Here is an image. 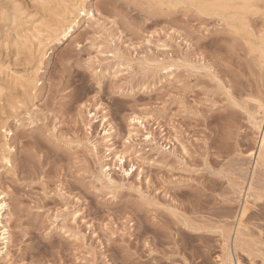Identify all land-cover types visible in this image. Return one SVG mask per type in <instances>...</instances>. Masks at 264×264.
Wrapping results in <instances>:
<instances>
[{
    "label": "rangeland",
    "instance_id": "rangeland-1",
    "mask_svg": "<svg viewBox=\"0 0 264 264\" xmlns=\"http://www.w3.org/2000/svg\"><path fill=\"white\" fill-rule=\"evenodd\" d=\"M64 1L45 0L46 6H42L40 0H0V124L5 123L12 132L7 142L17 149L10 152V159L20 157L22 141L44 152V159L34 164L27 158L18 167L14 163L12 170L0 164V190L7 196V223L11 229L5 252L12 256L13 264H108L125 243L143 252L145 241L159 253L152 257L154 264L165 260L166 254L172 259L192 256L200 240L186 230L185 221L192 228L206 230L201 235L207 251L203 257L196 255L198 262L216 264L215 256L224 258L230 252L241 264L242 258H247L242 252L233 253L236 230L245 234L241 240L246 236L253 248L260 242L258 209L264 198V167L255 166L259 130L252 128L243 114H237L238 154L233 153L231 159L218 157L214 133L221 117L234 112L225 104L227 97L216 80L230 85L234 96H262L261 88L253 87L259 85L262 73L244 38L219 18L202 17L192 9L177 15L175 9L129 8V0H113L117 7L105 22L110 39L104 41L103 48L87 43L92 29L83 26L82 18L75 15L70 19L75 25L67 36L50 39L48 31L60 21L63 4L73 0ZM16 9L18 19L14 21ZM249 23L257 35L264 30L260 18L252 16ZM33 28L41 40L47 39L40 51ZM77 43L83 47L75 48ZM88 56L100 61L97 78L104 85L96 96L101 105L96 116H85L87 109L81 112L74 103L81 96L87 99L95 95L92 79L83 69L66 66L69 60L83 62ZM194 57H199V64L208 71L193 73L183 63ZM165 65L175 69L174 76L162 70ZM26 78H35L30 94H22L20 88V80ZM69 86L74 91L66 97ZM14 99L20 102L16 113L7 106ZM22 104L24 109L20 108ZM29 104L38 105L33 111L37 128L46 132L45 122L58 125L60 137L71 136V142L53 154L43 136L29 137L23 125L15 122L17 116L27 120ZM256 106L250 107L258 109ZM221 107L228 108V112L220 111ZM105 112L112 131L102 125L105 121L100 116ZM5 115L11 119L5 121ZM255 119L259 121L260 117ZM129 132L131 141L126 146ZM145 134L150 141L143 139ZM116 155L125 164H119ZM205 157L210 166L224 170L222 177H209L200 171ZM126 166L137 171L123 176ZM37 171L49 179L59 175L67 203L64 199L40 197L38 206L44 211L21 209V204L31 205L39 196L38 186H20ZM105 176L121 183L128 181L127 187L141 189L146 197L138 202L132 199V192H122L124 199L119 204L113 202L127 213L126 237L116 238L112 231L118 227L124 230L119 214L108 231L103 227L110 217L94 186L100 187L97 180ZM136 176L140 179L134 180ZM250 185L252 190L248 191ZM65 206L69 212L80 208L78 225L70 222L69 212L62 211ZM244 209L248 215L239 220ZM57 213L60 219H56ZM220 225L223 232L209 231ZM170 243L175 245L174 256ZM7 259L6 255L0 256V264H7Z\"/></svg>",
    "mask_w": 264,
    "mask_h": 264
},
{
    "label": "snow or ice",
    "instance_id": "snow-or-ice-1",
    "mask_svg": "<svg viewBox=\"0 0 264 264\" xmlns=\"http://www.w3.org/2000/svg\"><path fill=\"white\" fill-rule=\"evenodd\" d=\"M40 3L42 6H46L45 0H40ZM231 5H225V4H219V3H208L204 2V0H129L128 7H136V8H145V9H175L177 10V15H180L181 12L187 9L194 10L199 16L202 17H210L213 15V13L209 12V9H216V8H223V7H230ZM69 8L73 10V14L75 16H78L82 18V25L89 27L92 29V35L91 38L88 39L87 43L91 44L94 48L100 47L103 48L104 41L110 39L108 35L107 28L105 26V22L108 20V17L111 15V10L115 9L117 5L113 3V0H75V2L71 5H68ZM237 7L243 8L246 13L248 14V17L251 18L252 16H255L260 19H264V0H260L259 3H257V0H244V3L241 5H237ZM219 18V17H217ZM185 19H187V16H185ZM72 29H67L65 35L67 36L68 32H71ZM175 31V28L173 29ZM255 35V33H252ZM260 39V46H259V67L262 73V78L259 82V85H253V87L259 86L261 88L262 96L260 99H255L252 96H234L231 86L220 81L216 80L215 82L217 85H219L220 90L224 94V96L227 97L225 100V104L228 105L234 112L229 113L228 115L222 116L220 123L217 125V128L215 130V137L217 140L216 143V152L218 154V157H227L228 159L232 158L233 153L238 154L237 150V138H238V132L240 130V117L237 114H243L247 118V123L251 125L252 128L259 130V136L257 139L264 138V31L260 32L259 35ZM93 40L99 41V44H94ZM191 46V45H190ZM75 48H81L83 47L82 43H77L74 45ZM255 48H253V51L251 54H255ZM199 57H194L192 61H183L187 65V67L193 72V73H200L204 71H208L207 68L201 66L199 64ZM159 63V61H157ZM99 64L100 61L98 59H95L92 56H88L86 60L83 62H76L69 60L67 62V67L70 68H76L79 67L83 69L87 74L88 77L92 79L93 87L96 89V93L94 96H89L87 99H84L83 96H81L78 99L74 100V103L79 106V110L81 112L84 111V109H87V112L84 113L85 116H96L97 113L100 112V101L96 100V96L100 95V89L104 87V85L101 83V80L97 78V73L99 72ZM164 72L168 73L171 72L172 75H175V69H170L166 65L162 69ZM85 89H87L88 85L85 83L83 85ZM78 90V89H77ZM74 90L72 86H69L67 89V92L64 93V95L67 97L68 93H72ZM96 100L95 103L93 101ZM251 105H258V109L250 107ZM25 105H20L21 109H24ZM27 111V120H23L20 116H17L15 119V122L17 125H23V131L29 134V137L31 135H39L43 136L46 141V147L50 150H54L62 148L66 146L68 143L71 142V136H65L63 139L60 137L59 133H57L56 128L58 125H53L51 123H46V132L42 129H39L36 127V124L34 123L35 117L33 116V111H35L36 107L38 105H32L29 104ZM181 107L184 108L183 102H181ZM95 109V111H93ZM11 111L13 113L17 112V109L15 107H12ZM220 111L222 112H228V108L221 107ZM185 112L187 113V108H185ZM48 115H51L49 113ZM259 116L260 120L257 121L255 118ZM5 121L11 119V117L5 115L4 117ZM79 120V117L77 118ZM100 119L104 120L105 123L103 124V127L108 129L109 131H112V125H110L108 121V117L106 112L101 114ZM90 124V121L88 122ZM0 131L3 132V140L7 141L8 137L12 135V132L8 129V127L0 126ZM87 131V128L85 129ZM105 138L108 137V132L104 133ZM132 133L129 132L127 138L124 140V144L127 146L129 145L131 141ZM143 139L146 141H150L151 137L147 134L143 136ZM87 142V141H85ZM204 143H207L206 141H203ZM262 150H264V145H261ZM6 149V150H5ZM17 151V149L12 148L9 145L0 143V163L6 166L8 170L13 169L14 163L16 166H20L22 163L25 162V158L28 160H31L33 164L35 161L43 160L44 159V152L41 151L39 148H33L31 145H26L23 141L21 142V148L20 152L21 155L16 159V161H13L9 158L8 154L10 152ZM109 151H111V148L109 146ZM249 155H252V153H249ZM115 160L119 164H125V161L121 158L120 155H116ZM226 162V161H225ZM105 173L107 172L106 169H102ZM119 170V169H118ZM134 171H137L136 168H127L126 170H123V176H131ZM140 172H143V169H139ZM200 171L205 172L207 176L209 177H222L224 174V170L222 168H213L208 163V157L204 158V166ZM9 175H11V171H9ZM140 179L139 176L134 177V180ZM128 181L118 182L114 179H112L111 176H105L103 179L97 180V184L100 185V187L94 186V191H96L99 194V199L104 201V208L106 215H108L110 218L107 222L104 223L103 227L106 231L110 229V225L114 222V217L119 214L122 217V223L124 224V230L122 231L119 227L116 228L113 231V234L116 238H119L121 236L126 237L127 236V213L124 208L116 207L113 202H116V204H119L124 197L121 195L122 192H132L134 195L132 199L138 201V202H144L146 200V197L144 195V192L133 186L131 188L127 187ZM20 186L22 188H28L31 189L33 186L36 187V191L39 193V196L34 198V202L31 205L27 204H21V209L27 208L29 212H36V211H44V209L40 208L39 200L40 197L49 198L52 199H64L67 203V196L66 191L64 190V186L60 182L59 175L56 177L49 179L45 175L41 174L39 171L36 172V175L31 177V179L24 180ZM8 191H11V188L9 187ZM21 196H24V193H21ZM4 196H0V200H4ZM25 199H27L25 197ZM5 209V204L0 203V212H2ZM261 212V219H260V225L261 227L258 229V239L259 244L255 248H250L248 246H244L243 248L238 247L237 252L243 253V257H246L247 259L241 260V264H264V198L260 201V207L258 209ZM63 212H69L68 207H62ZM244 215H248V210L245 209ZM70 222L74 225H78L79 218L81 217V210L79 207H77L74 211L69 212ZM56 219H60V213H57ZM51 223V221H49ZM159 226V225H158ZM55 227V225H53ZM184 227L187 231L191 232L193 236L199 237L200 240V246L199 247H193V253L192 256H181L176 259H172V256H168L166 254L165 260L157 261L156 264H208L207 261H200L198 262L195 258L196 255H200L203 257L207 251L205 247H203L204 241L202 237V233L206 231L205 229H196L189 226L187 221L184 223ZM88 228L91 229L92 225L88 224ZM224 227L223 225L217 226L214 229H210L209 231L221 233L223 232ZM66 231V230H65ZM247 231V229H245ZM66 234L68 236H72V233L67 232ZM45 235H47V231L45 232ZM23 236V234H22ZM74 239H78V237H73ZM0 239H3V237H0ZM22 242V241H21ZM189 246H192L191 243ZM169 247L172 249V255H175V245L171 244ZM143 248L145 251L141 252L139 248H137L135 251L128 247L125 243L122 245L119 251H117L114 256L109 258L108 264H154V261L152 257L159 256L158 252L152 251L150 248V244L148 241H145L143 244ZM0 255H6L7 256V264H13V259L10 254L7 252L0 253ZM227 255H231L230 252L227 253ZM140 257H146L147 259L141 260ZM216 264H235V260H228L226 258H222L220 256H215ZM15 264H20V261H15Z\"/></svg>",
    "mask_w": 264,
    "mask_h": 264
},
{
    "label": "bare ground",
    "instance_id": "bare-ground-1",
    "mask_svg": "<svg viewBox=\"0 0 264 264\" xmlns=\"http://www.w3.org/2000/svg\"><path fill=\"white\" fill-rule=\"evenodd\" d=\"M61 1L65 2L64 0H61ZM74 2H75V0L70 1L69 3L63 4L64 6H63V8L61 10L62 12H61L60 17H59L60 21H58L56 23V25L54 27V30L48 31V33H49L48 35H49L50 39H51V37L57 38L58 36L65 37L66 36L65 35V30H67L69 28H72V26H73L72 24L74 23V21H73V19H72V21H70V19L72 17H74L73 16L74 14H73V10L71 8H69L68 5H71ZM204 2H208V3H213L214 2V3H219V4L231 5L230 7L209 9L208 11L213 13V15H212L213 17H219L220 20L225 22V24L228 27H230L234 31V33L239 34V35H241L244 38V40L246 42V45L248 46V51H249L250 54L252 53L253 48H255V50H256L255 54H251V55L254 56L255 66L261 72L260 67H259V59H260V54H259L260 39H259V35L260 34L259 33H258V35L257 34H255V35L252 34L254 32L252 31V29L250 27L248 14L246 13V11L243 8L237 7V5L243 4L244 0H207V1H204ZM259 2H260V0H257V3H259ZM18 11L19 10H17V9L14 11V15H13V20L14 21L18 19ZM10 19H11V17H10ZM261 20H262V22L264 24V19H261ZM12 24H13V22H12ZM74 25H75V23H74ZM32 27H33V25H32ZM32 30H34L36 32V37H35L36 41L35 42H37L36 46H37L38 51H40V50L43 49L45 42H47V39H42L41 40L40 39V33L35 28H33ZM261 30H262V28H261ZM46 34H47V32H46ZM28 35H29V33H28ZM16 37H19V36H16ZM47 38H48V36H47ZM19 40H17V41H19ZM34 79H32V78L27 79L26 78L25 80H23V79L20 80L21 81L19 83L20 84V88L23 89L22 94H30V93L33 92V90L35 88V85H36V82L33 81ZM29 96H31V95H29ZM258 97H261V96H258ZM14 101L15 102H11V103L7 104L9 109H12V107L18 108V106H16V105L20 104V102L16 101L15 99H14ZM256 107H258V105ZM5 125H6L5 123H1L0 124V126H5ZM0 138H1V140H0L1 142L0 143L8 145V142L3 140V132L2 131H0ZM261 145H264V138H260V140L258 142L255 166H263L264 167V150H262ZM8 156L10 158V153L8 154ZM249 156L252 157L253 153H252V155H249ZM0 164L3 167L6 168L5 165H3L2 163H0ZM249 190H252L251 185L248 188V191ZM0 196H4L5 197L4 200H0V203L5 204V209L2 212H0V237H3V239H0V253H4L5 250L7 249L8 245L10 244V241H11V229L9 227V224L7 223V216H8V212H9L8 211L9 210V205H8L7 199H6L7 196H6L5 192H3L1 190H0ZM243 208H245V207H243ZM244 211H245V209L241 212V217H240L239 220H241L242 217L244 216ZM237 227L239 228V225ZM240 227H241V225H240ZM238 230L239 229L236 230V232L234 233V238L232 239L233 240L232 241V244H233L232 245V249H233V253L234 254L237 253V248L238 247L243 248L244 246H248L247 242H249V240L248 241L246 240V236H245L244 241H247V242L242 241L243 239L241 240L240 237H242L244 233L240 230V232L242 233V234H240ZM251 244H252V242H251ZM249 245H250V242H249ZM251 247L253 248V246H251ZM0 256H2V255H0ZM224 258H226L228 260H233L231 255H226V256L224 255ZM235 264H239V261L236 260Z\"/></svg>",
    "mask_w": 264,
    "mask_h": 264
}]
</instances>
